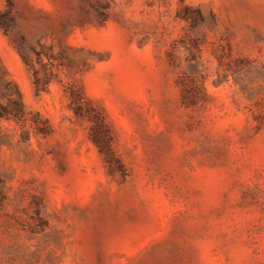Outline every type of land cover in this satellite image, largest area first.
<instances>
[{
    "label": "rangeland",
    "instance_id": "obj_1",
    "mask_svg": "<svg viewBox=\"0 0 264 264\" xmlns=\"http://www.w3.org/2000/svg\"><path fill=\"white\" fill-rule=\"evenodd\" d=\"M15 88L0 264H264V0H0V107Z\"/></svg>",
    "mask_w": 264,
    "mask_h": 264
},
{
    "label": "trees",
    "instance_id": "obj_2",
    "mask_svg": "<svg viewBox=\"0 0 264 264\" xmlns=\"http://www.w3.org/2000/svg\"><path fill=\"white\" fill-rule=\"evenodd\" d=\"M5 31V30H4ZM5 94L8 95L7 85L10 80H6ZM182 83V93L181 100L182 104L186 107L194 106L199 103L198 93L203 91L201 87L195 83ZM16 100L8 99V104L6 107H0V118L6 117V119L21 121L24 120L25 109L20 101V95L18 90L15 88ZM71 109L72 111L80 116L85 118L89 124L90 138L93 143L97 146L99 153L104 156L105 161L108 163V156H111L112 151L110 148V138L108 130L103 121V118L100 112L89 104L82 95L78 94L75 96L71 93Z\"/></svg>",
    "mask_w": 264,
    "mask_h": 264
}]
</instances>
